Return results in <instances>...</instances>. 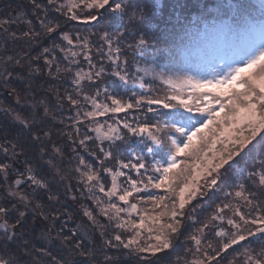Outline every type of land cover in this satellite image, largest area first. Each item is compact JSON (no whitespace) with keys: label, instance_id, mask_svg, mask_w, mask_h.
Returning <instances> with one entry per match:
<instances>
[{"label":"trees","instance_id":"16d2710c","mask_svg":"<svg viewBox=\"0 0 264 264\" xmlns=\"http://www.w3.org/2000/svg\"><path fill=\"white\" fill-rule=\"evenodd\" d=\"M122 2L129 5L123 16L120 12H113L114 5L101 10L85 9L78 12L79 18L88 21L83 24L86 25L85 29L79 34L87 39V51L90 52L87 55L91 60V67L86 60L80 71L94 73L101 66L104 71L99 78L94 77L92 81L85 79L75 86L72 76L76 70L79 71L78 65L67 66L54 52L58 39L61 40V36L66 35V29L70 30L74 23L68 15L57 10L67 5L64 0H54L53 3L49 0H0V79L7 84L5 92L0 88V143L6 145V156L10 163L5 177L0 172V207L8 210L4 223L7 222L9 234L14 237L11 241H5L0 230V256L5 260L12 259L16 264H59L60 261L61 264H105L100 248L101 238L108 242L113 235L108 233L101 236L100 232L105 226L108 229L114 227L101 218L99 224H90L87 215H83V212L88 211L93 216L99 213L86 191L87 186L81 176V172L86 169L80 164V160L91 165L104 180L106 168L118 170L120 161L127 162L135 154L142 156L151 167L155 166V161L166 163L169 149L167 146L158 147L147 140L141 143L143 137L133 136L123 128L121 134L126 138L124 142L118 141L113 145L106 141L107 144L99 147L96 136L89 130L79 129L74 120L78 113L93 110L91 102L85 101V96L95 97L97 101L104 99V103L108 105V101H111L109 97L119 99L121 103H134L142 95L162 99L168 93V88L156 74L195 76L206 68L223 64V61H216L197 66L194 57L186 61L182 55V39L187 30L200 23L199 18L203 13H207L210 20L216 16L218 5H240L244 15L261 18L258 7L260 0ZM89 12L98 15V20H88ZM227 18L224 16V19ZM45 23L53 27L52 33L47 31ZM105 33L112 37V52H109L108 44L101 39ZM117 34L120 37L119 44L116 43ZM141 39L147 42L146 47H137ZM44 48H48L49 52H44ZM116 48L120 51L116 52ZM50 54L58 58L51 64L47 63L51 61ZM117 65L121 74L126 72L125 80L115 75ZM31 88L35 95H32ZM69 96L79 103L73 105ZM14 97L21 98L25 103L36 101L38 119L35 120L29 114L24 118V123L30 130H24L23 126H17L4 118L7 112L3 105L14 104ZM151 107L155 111L148 112V105L145 103L140 109L113 113L107 119L105 115L101 119L105 124L106 120L110 122L114 117L116 123L128 120L134 126L140 122H159L162 126L165 125L167 117H162L161 114L173 110L157 105ZM89 123L92 121L86 119L85 124ZM159 135L164 137L163 132ZM85 137L89 139H84ZM81 140H84L83 145ZM254 144V148L250 146V150L242 153L226 171L221 170V179L214 189H205L202 195L186 207L184 227L173 243L174 248L170 253L166 250L158 254L163 255L162 261L167 260L164 256H171L174 249L178 248L179 253H175L179 262L189 264V256L183 253L186 248L193 249L194 246L197 249V245L190 239L192 235H196L202 241L200 251L203 249L208 257L215 256L213 262L232 263L228 259L229 254L223 258L220 254L217 255L220 244L226 243L229 238L227 235L221 238L217 233L235 231L227 224V219L239 221V217H233L229 209L224 210L222 220H213L212 217L224 203H230L233 208L239 207L244 213L251 210L242 198L235 197L236 191H244L250 199L255 197L253 204L264 205V185L259 182L264 169L258 166L261 159H264V144ZM103 147L106 151L111 150L112 156L102 164L103 152L100 149ZM148 147L154 151L149 153ZM124 171L132 178H137L133 170ZM29 176H35L44 187L32 184L28 180ZM17 180L21 181L18 185ZM106 181L107 179L104 180L105 183L100 181L105 188L108 187ZM157 191L150 192L156 194ZM143 193L148 195L147 192ZM21 212L24 213L22 221L19 219ZM205 224L208 227L200 230ZM65 225L72 232L65 234ZM201 232L204 234L201 235ZM94 235L97 237L92 240ZM66 237L73 241L71 245L65 241ZM89 238L93 243L87 241ZM252 242L256 247L264 246V238L260 234L249 237L240 245L246 246ZM78 244L82 247H77ZM120 249L112 251L117 253ZM82 253L84 254L81 255Z\"/></svg>","mask_w":264,"mask_h":264},{"label":"snow or ice","instance_id":"6c2138e0","mask_svg":"<svg viewBox=\"0 0 264 264\" xmlns=\"http://www.w3.org/2000/svg\"><path fill=\"white\" fill-rule=\"evenodd\" d=\"M49 2L53 3L54 0ZM110 5H114L113 12H120L122 16L129 7L123 4L122 0H69L67 5L57 10L64 12L69 19L77 20L78 12L81 10H101ZM258 7L261 18L255 19L244 15L240 5H218L215 17L209 20L207 13H203L199 18L200 23L186 31L182 39L184 59L188 61L194 57L197 66L223 61V64H217L222 71L211 76L206 73L195 76L185 74L182 77L156 74L168 88V93L162 99L142 95L134 103H121V100L110 97L112 106L109 107L106 103L97 102L95 97L85 96V101L91 102L93 110L84 112V116L96 123L93 131L97 140L110 141L113 145L118 141L124 142L126 138L121 134L123 128L133 136L143 137L141 143L147 140L158 147L167 146L169 149L166 163L155 161L154 167H151L142 156L135 154L127 162L120 161L118 170L105 169L111 174V187L107 190L100 182V176L91 171L83 159L80 160V164L86 169L81 176L89 186V192L99 208V214L107 217L114 227L115 234L109 238V244L138 255L148 253L153 257L169 249L184 227L186 207L202 195L205 189H214L221 179V170L226 171L231 167L242 153L250 150V146L254 148V142L264 144V0H260ZM224 16L228 18L224 19ZM98 18V15L91 12L87 16L91 21H97ZM44 26L49 33L54 31L48 23ZM63 38L67 40L68 45L73 44V40L67 35ZM77 39L79 40V37ZM101 39L108 44L109 52H112V37L105 33ZM119 42L120 37L117 34L116 43ZM146 46L147 42L143 39L137 45L140 48ZM83 49L85 59L89 61L91 67V60L87 55V39L83 41ZM43 51L49 52V49L44 48ZM115 51L119 52L120 49L116 48ZM77 55V52H71L72 57ZM117 68L115 75L125 80L126 72L121 74L119 65ZM103 71L101 66L94 73L77 72L75 82L79 85L80 81L85 79L92 81L94 77L99 78ZM68 99L73 105L79 103L71 96ZM145 103L148 105V112L155 111L152 105L173 110L161 114L162 117H167L168 122L163 126L159 122L155 124L140 122L134 126L133 122L124 120L108 124L105 131V125L96 121L97 117L110 112L127 113L132 109H140ZM161 132L164 134L163 138L159 135ZM80 143L83 145L84 140ZM100 151L104 153L105 158L112 156L111 150L105 151L101 148ZM147 151L151 153L154 149L148 147ZM258 166L264 169V159H261ZM3 167L6 172L7 166ZM128 169L133 170L137 178H132L124 171ZM126 175L127 186H123L118 183V177ZM28 180L38 187H44L35 176H29ZM259 182L264 185V174L260 176ZM16 183L19 184L21 181L17 180ZM96 188L104 194L106 200H101L95 195ZM151 189L158 191L152 194ZM141 192H147L148 195L140 197ZM235 197L242 198L251 210L244 213L239 207L233 208L230 203H224L217 210L212 217L213 220L224 219L225 209L231 210L233 217H239V221L234 218L227 219V224L235 231L217 233L229 237L220 251H227L233 245L258 234L264 238V205L253 204L255 197L250 199L244 191H236ZM0 214L7 217L9 213L0 207ZM85 215L93 223L96 222L92 212H85ZM23 216V212L19 213L21 221ZM207 227L205 224L200 230ZM0 229H4L2 235L5 241L14 239L9 234L7 222L0 224ZM145 233L148 242L142 243ZM190 239L199 250L201 240L196 235H192ZM65 241L70 245L73 243L67 237ZM77 247L82 245L78 244ZM140 258L148 260L147 256ZM214 259L215 256H209L207 260H198L195 264H210ZM0 264L16 262L0 258ZM247 264H264V246L255 259L249 255Z\"/></svg>","mask_w":264,"mask_h":264},{"label":"rangeland","instance_id":"374dc122","mask_svg":"<svg viewBox=\"0 0 264 264\" xmlns=\"http://www.w3.org/2000/svg\"><path fill=\"white\" fill-rule=\"evenodd\" d=\"M64 2L66 3V4H68L69 3V0H64ZM88 21H84V20H82L81 18H79V19H77V20H74V23L72 24V26H71V31L70 30H67L66 29V35L70 38V39H72L74 42H73V44L72 45H68V43H67V40H65L63 37L65 36L64 34V36L62 35L61 36V40H59L58 39V44H57V46H55L54 48H55V53L56 54H58V56L60 57V58H62V60L64 61V63L67 65V66H70L71 64H76V65H78V67H79V71L78 70H76L74 73H73V76H72V83L75 85V86H77V84H76V79H77V77H76V73L77 72H81V74H83V73H87L88 72V70L87 71H84V72H82V71H80L82 68V65H83V63H85L86 64V59H85V55H84V53H85V50L83 49V41L86 39V37L84 38L83 37V35H81V34H79V32H81V31H83V28L85 29V26L86 25H84L83 26V24H85V23H87ZM77 37H79V40L77 39ZM80 39H83V40H80ZM81 41V42H80ZM78 44V45H77ZM75 45V46H74ZM66 47V48H65ZM89 48V47H88ZM72 51H75V52H77L78 53V55L76 56V57H72L71 56V52ZM89 51V50H88ZM87 51V53H90V52H88ZM54 52H52V53H54ZM53 54H50L49 56H50V58H51V61L52 62H55L58 58L57 57H55V56H52ZM73 61H75V62H73ZM161 68V67H160ZM223 69H221V68H219V67H217V66H215V67H211L210 69H204L203 71H202V73H206L207 75H209V76H211L212 74H214V73H216V72H220V71H222ZM157 76V75H156ZM169 76H172V77H176V75H173V74H170ZM158 77V76H157ZM81 82V81H80ZM0 88H2V90L5 92V89H7V84L6 83H4V81L3 80H1L0 79ZM1 90V89H0ZM31 90H32V95H35L34 93H33V91H34V89L33 88H31ZM110 98V97H109ZM12 102L14 103V104H10V103H6V105H3L4 106V108L6 109V112L7 113H5L4 114V118H6L8 121L9 120H11V122L13 123V124H16L17 126H23V128H24V130L26 129V130H30V129H28V127L25 125V123H24V118L29 114L31 117H33L35 120H37L38 119V116H39V114H38V112H37V108H38V106H37V104H35V102L33 101L32 103H25V102H22V100H21V98H19V97H14V99H12ZM97 102H99V103H104V99H100V101H97ZM109 102V107H111L112 106V104H111V101L109 100L108 101ZM107 104V103H106ZM7 105H11V106H7ZM92 105V104H91ZM92 107H93V105H92ZM113 113H108L107 114V117L105 118V119H107L108 118V116L110 117L111 115H112ZM116 114V113H115ZM117 114H119V113H117ZM101 117L102 116H99V117H97L96 118V121L98 122V123H100V124H104L105 125V128H104V130L106 131L107 130V125L108 124H116V118H114V117H112L111 119V121L110 122H108L107 120H106V124H105V122L104 121H102V119H101ZM86 119H89L90 121H92V123H89L88 125L87 124H85V122H86ZM74 120H76V126L77 127H79V129H81L82 131L84 130V131H87V130H89L88 132H90L91 134H94L95 136H96V133L93 131V129H94V127L96 126V123H94L93 122V120L91 119V118H85V116H84V114L83 113H79V115L78 116H76V119H74ZM10 122V123H11ZM11 123V124H12ZM107 142H109V141H107ZM105 144H107L106 143V141H103V142H101L100 140H98V142H97V145L100 147V146H102V145H105ZM6 145L4 144V143H0V154H1V156L3 157H1L0 159H1V162H0V172H1V174H2V176L3 177H5L7 174H6V172H5V170H4V167L3 166H7V168L9 167V165H10V163L8 162V160H7V156H6V152H7V148L5 147ZM263 146V145H262ZM262 146H261V148H262ZM104 148V147H103ZM100 149V148H99ZM106 151V150H105ZM3 154V155H2ZM107 158H105V156H104V153L102 154V164H103V161L104 160H106ZM86 163V162H85ZM163 163V162H162ZM9 164V165H8ZM86 165L88 166V168L89 169H91V171H94L93 170V168H92V166L91 165H88L87 163H86ZM84 166V165H83ZM85 167V166H84ZM107 169V168H106ZM112 170L113 171H116L117 169H115V168H112ZM104 171V170H103ZM95 172V171H94ZM82 173V172H81ZM104 175H105V178H104V180H106L107 179V181H106V183H107V188H105L106 190L107 189H109L110 187H111V174H109L108 172H106V171H104ZM124 179H127V177L126 176H124V177H118V183H121L123 186H127V184L124 182ZM104 180H102V179H100V181L101 182H104ZM93 183H95V182H93ZM105 183V182H104ZM20 184V183H19ZM85 184V186H87L86 187V191L88 192V194H89V196L90 197H92V194L89 192V186L86 184V183H84ZM16 185H18L17 183H16ZM153 190H154V192H153ZM152 193H155V189H151L150 190ZM94 192H95V195L96 196H98L101 200H106L107 198L104 196V194L103 193H100L99 192V190H98V188H96V189H94ZM148 194V193H147ZM139 196L140 197H146L145 196V194L143 193V192H141V193H139ZM113 199H115V198H113ZM90 201L92 202V204L94 205V208L96 209V211L99 213V208L97 207V205H96V202H95V199H93V197L92 198H90ZM133 202H135V198H134V200H133ZM121 206H124V207H126V205H123V204H121ZM83 215H85V213L83 212ZM95 217H96V222L95 223H93V221L92 220H90L89 219V217L87 216V218H88V221H90L91 223L90 224H94V225H96V224H99L98 223V221L100 220L101 221V219H105V220H107L108 221V219H107V217H105V216H103V215H100V214H98V215H95ZM101 218V219H100ZM137 219H138V217H136ZM109 222V221H108ZM0 224H4V215L3 214H0ZM113 226V225H112ZM15 228H12L11 230L12 231H15L14 230ZM64 229V228H63ZM2 232L4 231V229H0ZM65 231H64V233L66 234L67 232H72V230L67 226V225H65V229H64ZM13 233V232H12ZM108 233L109 234H111V235H114L115 234V231H114V229H108V226H105V228L103 229V231H101L100 232V235L101 236H104V235H108ZM219 233H227L226 231H220ZM202 234H204V233H202L201 232V235ZM13 235H14V233H13ZM146 233H145V239H142V243H147L148 241L146 240ZM11 236H12V234H11ZM221 238H223V236L224 235H219ZM95 237H97V236H92V240L95 238ZM198 237V236H197ZM2 238V237H1ZM200 239V238H199ZM201 240V239H200ZM89 243H93L92 241H91V239L89 238V240H87ZM202 242V241H201ZM49 243V242H48ZM241 243V242H240ZM193 244L196 246V244H195V242L193 241ZM223 242L220 244V247H219V250L222 248V246H223ZM47 246H49L50 244H46ZM175 246V245H174ZM247 247V249L245 250V248ZM100 248L102 249V253H103V259H104V262H105V264H149V261L151 262V264H169L170 262H173V264H184V263H182V262H179V258H178V256H177V254L179 253V249L177 248V249H174L175 250V252L177 253H175L174 252V254H172L171 256H169V257H165L164 256V258L165 259H167V260H164V261H162L161 260V258L163 257V255L162 256H159L158 254H160V253H158L157 254V256L156 257H153V256H151L150 254H148V253H144V254H135V253H132V252H130L129 250H127V249H123L122 247H114L113 246V244H109L107 241H103L102 240V238H101V245H100ZM121 248V249H120ZM174 247H173V245H172V247H170L169 249H167L168 250V252L170 253L171 251H172V249H173ZM118 249H120L121 251H117V253H115L114 251H112V250H118ZM196 252H201L200 254H196L195 253V251ZM164 251H166V250H164ZM233 251H234V253H233ZM260 251H261V247H256V245H255V243L254 242H252V243H250L249 245H246V246H241L240 244H237V245H233L231 248H229L227 251H220V252H222V253H220L219 252V254L221 255L220 257L221 258H223L226 254H229V258L228 259H231L232 260V263H229V261H227L226 262V264H247V262H248V258H249V255H251L252 256V258L253 259H255V256L256 255H258L259 253H260ZM164 253V252H163ZM223 253H224V255H223ZM84 253H82L81 255H83ZM168 255V254H167ZM183 255H187V256H189V258H190V262H189V264H195V262L196 261H203V260H207L208 259V253H206L205 251H203V249L200 251V249L199 250H197V249H194V246H193V249H191V248H186L185 250H184V253H183ZM141 256H147L148 257V260L147 261H145V260H142L140 257ZM158 257V258H157ZM0 258H3V257H1L0 256ZM132 259V260H131ZM57 262V261H56ZM62 263V261H60L59 262V264H61ZM210 264H224L223 262H213V260L211 261V263Z\"/></svg>","mask_w":264,"mask_h":264}]
</instances>
